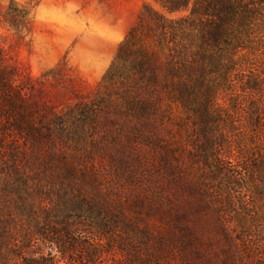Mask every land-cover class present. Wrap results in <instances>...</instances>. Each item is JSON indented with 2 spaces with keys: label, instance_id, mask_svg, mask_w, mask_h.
<instances>
[{
  "label": "trees",
  "instance_id": "trees-1",
  "mask_svg": "<svg viewBox=\"0 0 264 264\" xmlns=\"http://www.w3.org/2000/svg\"><path fill=\"white\" fill-rule=\"evenodd\" d=\"M154 1L162 10L144 5L94 97L62 110L30 101L21 72L0 48V264H105L118 254L116 264L174 256L180 264H234L221 220L225 244L201 245L214 243L200 216L210 180L227 210L252 222L236 231L248 264H264L252 259L264 152L244 158L230 135L242 114L253 132L264 130V76L243 75L238 87L251 101L236 99L239 55L264 33V0ZM28 17L14 1L5 13L17 29ZM221 96L229 101L224 108ZM165 119L177 121V140L163 135ZM150 154L157 172L142 167ZM185 157L198 177H185ZM136 181L155 187V198L124 199L122 186ZM150 217L162 225L157 233Z\"/></svg>",
  "mask_w": 264,
  "mask_h": 264
},
{
  "label": "rangeland",
  "instance_id": "rangeland-1",
  "mask_svg": "<svg viewBox=\"0 0 264 264\" xmlns=\"http://www.w3.org/2000/svg\"><path fill=\"white\" fill-rule=\"evenodd\" d=\"M12 1L29 11L26 27L17 29L5 21V13ZM146 4L162 10L154 0H0V48L6 53L8 63L21 72L28 99L62 110L69 104L94 97L121 42ZM187 13L188 11L166 14L177 18ZM239 57L241 72L236 77V99L238 103L245 105L250 103L251 97L239 90V80L249 71L264 76V33H259L253 41L252 49L241 51ZM219 103L223 108L226 107L229 104L228 98L219 97ZM174 116H177L176 112ZM173 119H165L160 127L166 138L173 136L177 140L178 126ZM240 120L230 129L234 141L233 150L235 153L240 151L244 158L257 157L264 152V130L258 128L253 132L243 114ZM182 161L185 168L183 170H186L185 177H198L197 170L189 165L186 157ZM154 166L153 155L146 156L143 169L157 172ZM210 182L212 185L208 186V194L202 196L203 209L200 216L206 229L205 234L213 238L214 243L204 241L201 245L205 248V245L218 247L225 244L217 228L221 220L232 236V245L236 251L234 264H248L249 259L243 255L241 242L236 239V231L241 229L240 223L247 226L252 222L249 219L244 222L227 210V202L223 194L219 195L217 182ZM176 188L178 189H173L177 190ZM155 190L146 181H136L123 185L121 195L125 199L145 194L154 199ZM183 197L191 202H196L199 198L185 193ZM220 207L224 209L221 214L215 211V208ZM260 213L262 217L253 223L258 245L256 251L252 252L253 260H264V208L260 209ZM148 222L153 233H157L162 226L155 217H150ZM44 252L47 253V250ZM122 257L121 254L108 256L105 264H116ZM179 262L180 257L174 256L171 261H161L160 264H180Z\"/></svg>",
  "mask_w": 264,
  "mask_h": 264
}]
</instances>
